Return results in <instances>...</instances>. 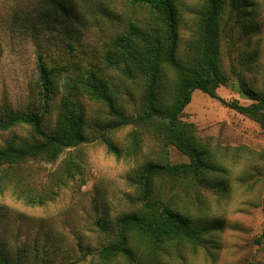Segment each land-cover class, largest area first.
I'll return each mask as SVG.
<instances>
[{
  "label": "rangeland",
  "instance_id": "rangeland-1",
  "mask_svg": "<svg viewBox=\"0 0 264 264\" xmlns=\"http://www.w3.org/2000/svg\"><path fill=\"white\" fill-rule=\"evenodd\" d=\"M64 1L72 4L77 19L59 9L55 17L56 7L48 0H0V115L26 109L32 103L39 106L34 91L39 51L49 63L67 67L54 106L46 115L49 126L57 123L63 96L71 95L85 107L90 139L64 150L54 162L31 159L9 168L14 172L10 178H0L5 183L0 186V249L26 264H129L123 258L109 263L99 258L98 250L111 239L100 222H114L136 207V189L129 174L137 163L165 156L171 162H181L188 157L175 146L165 145L162 134L139 123L106 130L115 119L108 106L84 92H70V82L82 70L92 69L117 92L126 114L136 116L142 110V80L125 74L122 62L106 63L111 38L131 16V9L123 7L120 0ZM254 1L260 30L252 36H245L241 25L225 22L228 13L222 19L227 25L222 29L221 61L229 81L217 92L228 101L243 104L251 100L242 92L240 81L264 91V0ZM202 3L179 1L181 51L191 38ZM99 5L111 13L99 10ZM49 11L50 15L45 14ZM254 50L257 58L246 62L244 57ZM182 119L192 122L197 134L209 142L222 171L215 175L217 185L223 182L228 190L223 193V189L201 186L198 197L206 205L201 208L193 190L187 196L179 186L173 190L181 193L184 202L187 200L191 215L220 218L224 227L216 232V243L196 251L186 248L182 256L173 255L162 264H264V131L259 122L199 89L192 92ZM133 130L142 135L136 160L116 157L102 140V132L109 131L118 145L125 146ZM16 137L26 142L35 140L28 125L0 128V146ZM68 161L77 163L79 169L63 175V183L55 187ZM24 193L33 198L50 196L35 203L27 202Z\"/></svg>",
  "mask_w": 264,
  "mask_h": 264
},
{
  "label": "trees",
  "instance_id": "trees-1",
  "mask_svg": "<svg viewBox=\"0 0 264 264\" xmlns=\"http://www.w3.org/2000/svg\"><path fill=\"white\" fill-rule=\"evenodd\" d=\"M48 1L56 7L55 17L59 9L71 19H77L70 8L72 4L68 6L64 0ZM120 1L123 7L131 9V16L123 20V27L111 38L106 63L111 64L113 60L122 62L125 74L142 80L141 113L136 116L126 114L117 99V92L95 70H82L68 88L70 92H84L90 99L108 106L115 119L107 124L109 128L106 130L139 123L157 135L162 134L165 145L175 146L188 157L187 161L181 162H171L165 156L137 163L129 174V180L136 189V207L118 216L114 222H100L111 236L98 250L103 262L123 258L129 264H162L173 255L182 256L186 248L196 251L199 247L216 243V232L224 227V220L220 218L191 215L186 209L187 200L184 202L181 193L173 190L179 186L185 196L190 189L193 190L199 208L206 206L204 200L198 197L201 186L211 190L223 189V193L228 190L223 182L217 185L215 175L222 171L214 160L209 142L197 134L192 122L182 119L192 92L199 89L220 100L259 122L264 131V91H257L245 81H240L242 92L251 100L248 104L239 100L228 101L217 92L218 87L229 81L221 61L222 29L227 25L222 22L224 14L228 13L225 22L241 25L243 34L250 37L260 30L256 19L257 6L254 0H230V4L227 0H203L191 38L185 51H181L180 0ZM97 8L107 9L105 5ZM109 13L107 15L111 16ZM45 14L50 15L51 12ZM232 19L234 22H231ZM30 27L36 29L34 25ZM66 29L68 31L69 27ZM69 45L72 46V43ZM256 58V50L244 57L246 62ZM35 65L34 91L39 97V106L32 103L26 109L0 115V128L28 125L35 140L26 142L16 137L0 146V170H3L0 178H10L14 172L9 168L13 165L37 158L54 162L64 150L90 140L85 107L71 95L63 96L57 123L49 126L46 115L54 106L67 67L61 63H49L39 51ZM109 131L102 132V140L108 150L118 158L136 160L142 147V135L133 130L129 142L120 146L109 136ZM78 169L77 163L68 161L60 170L54 186L63 183V175L75 174ZM4 184L0 180V186ZM52 189L54 187L50 193L54 191ZM50 193L36 198L24 193V197L27 202L42 203ZM0 264L26 263L12 259L0 249Z\"/></svg>",
  "mask_w": 264,
  "mask_h": 264
}]
</instances>
